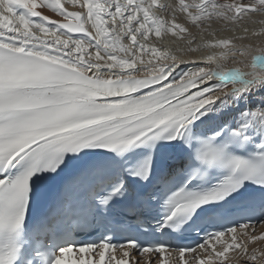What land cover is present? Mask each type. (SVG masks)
<instances>
[{
    "label": "snow or ice",
    "instance_id": "snow-or-ice-1",
    "mask_svg": "<svg viewBox=\"0 0 264 264\" xmlns=\"http://www.w3.org/2000/svg\"><path fill=\"white\" fill-rule=\"evenodd\" d=\"M262 224L264 0H0V264H264Z\"/></svg>",
    "mask_w": 264,
    "mask_h": 264
},
{
    "label": "bare ground",
    "instance_id": "bare-ground-1",
    "mask_svg": "<svg viewBox=\"0 0 264 264\" xmlns=\"http://www.w3.org/2000/svg\"><path fill=\"white\" fill-rule=\"evenodd\" d=\"M258 54H261L258 50L257 51H253L251 53V55H258ZM257 232H264V224L259 225L257 227ZM252 247H257V248L264 249V242H257V244L256 245H253ZM236 256H238V253L230 252L229 253V258L226 261V264H241L242 263L241 262V259H243V261L246 260V258H244V257L237 259ZM230 257H231V259H230ZM243 264H245V263H243Z\"/></svg>",
    "mask_w": 264,
    "mask_h": 264
},
{
    "label": "rangeland",
    "instance_id": "rangeland-1",
    "mask_svg": "<svg viewBox=\"0 0 264 264\" xmlns=\"http://www.w3.org/2000/svg\"><path fill=\"white\" fill-rule=\"evenodd\" d=\"M236 258L239 259V258H243V257L239 256V254H238V256H236ZM230 259H231V257H230ZM241 262H240L241 264H243V263L248 264V261L247 260H244L243 261V259H241Z\"/></svg>",
    "mask_w": 264,
    "mask_h": 264
}]
</instances>
